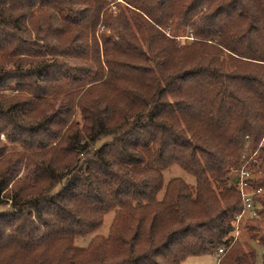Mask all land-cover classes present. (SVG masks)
Returning <instances> with one entry per match:
<instances>
[{
	"label": "trees",
	"instance_id": "1",
	"mask_svg": "<svg viewBox=\"0 0 264 264\" xmlns=\"http://www.w3.org/2000/svg\"><path fill=\"white\" fill-rule=\"evenodd\" d=\"M263 221L264 0H0V264H264Z\"/></svg>",
	"mask_w": 264,
	"mask_h": 264
},
{
	"label": "rangeland",
	"instance_id": "2",
	"mask_svg": "<svg viewBox=\"0 0 264 264\" xmlns=\"http://www.w3.org/2000/svg\"><path fill=\"white\" fill-rule=\"evenodd\" d=\"M120 1V0H119ZM186 37L182 38V40H185ZM1 139L3 141H5V137L2 136ZM174 176H180V177H185L186 181L189 183H193V178H191L190 176H187L180 168L178 167H174L172 168L170 171L165 173V180L166 182H168L170 180V178L174 177ZM115 213H110L108 214L105 218H104V222H103V226L99 229V231L96 233L97 235L100 236H107L110 226L112 225V222L115 219ZM254 225H259V223H252ZM260 226H264V221L263 223H260ZM96 234L91 235L90 237L86 238V239H81L77 242V245L80 247H86L88 246L91 238H93ZM242 248H244V250H247V246L246 244H244V242H242L241 245ZM261 256L259 255L258 257V261H261ZM218 260L217 257L214 255H204V256H199V257H189L187 258L182 264H217Z\"/></svg>",
	"mask_w": 264,
	"mask_h": 264
},
{
	"label": "built area",
	"instance_id": "3",
	"mask_svg": "<svg viewBox=\"0 0 264 264\" xmlns=\"http://www.w3.org/2000/svg\"><path fill=\"white\" fill-rule=\"evenodd\" d=\"M252 174L245 170L244 168L238 172V188L243 199L244 207L242 213L237 216L236 223L239 224L244 218H258L257 207L255 203V195H260L263 193V189H258L256 191L251 189L250 179H252ZM225 252V249L222 248L219 250L218 256L221 257Z\"/></svg>",
	"mask_w": 264,
	"mask_h": 264
},
{
	"label": "water",
	"instance_id": "4",
	"mask_svg": "<svg viewBox=\"0 0 264 264\" xmlns=\"http://www.w3.org/2000/svg\"><path fill=\"white\" fill-rule=\"evenodd\" d=\"M236 182H238V180L236 179Z\"/></svg>",
	"mask_w": 264,
	"mask_h": 264
}]
</instances>
